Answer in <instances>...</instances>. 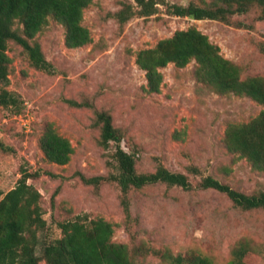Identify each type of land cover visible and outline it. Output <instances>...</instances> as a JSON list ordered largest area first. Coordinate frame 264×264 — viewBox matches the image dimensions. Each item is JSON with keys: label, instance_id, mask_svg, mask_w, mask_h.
<instances>
[{"label": "rangeland", "instance_id": "1", "mask_svg": "<svg viewBox=\"0 0 264 264\" xmlns=\"http://www.w3.org/2000/svg\"><path fill=\"white\" fill-rule=\"evenodd\" d=\"M166 1L188 5L209 0ZM122 2L136 4L135 0H93L83 20L92 42L78 48L66 46L64 27L51 19L37 36L51 63L46 69L35 68L20 45L8 43L12 61L7 88L16 94L19 105L0 106V144L7 147L0 145V191L5 194L16 187L22 168L39 173L28 180L43 195L47 221L38 234V255L43 241L62 237L61 222L80 215L87 222L110 221L114 241L141 246L138 264H180L175 257L191 259L198 253L216 264H227L235 246L245 239L255 248L246 260L264 264V210H244L225 193L199 186L203 177L211 175L247 194L264 191V171L230 152L224 141L229 124L249 122L263 106L198 82L195 60L182 68L174 63L161 68L160 91L148 92L146 71L136 63L139 50L154 47L177 30L196 27L225 58L241 67L242 77L264 76V20H258L259 8L226 23L171 15L160 4L157 14L135 16L120 25L112 14ZM70 99L91 106H73ZM95 110L112 114L124 134L121 145L136 154L139 172L154 171L162 164L186 173L192 187L157 183L133 189L126 212L115 182L98 188L85 184L82 174L115 172L111 165L115 145L106 149L99 144ZM47 122L74 147L67 164L45 159L39 138ZM181 264L192 263L187 259Z\"/></svg>", "mask_w": 264, "mask_h": 264}, {"label": "trees", "instance_id": "2", "mask_svg": "<svg viewBox=\"0 0 264 264\" xmlns=\"http://www.w3.org/2000/svg\"><path fill=\"white\" fill-rule=\"evenodd\" d=\"M122 2V7L112 15L120 25L135 16L149 17L157 14L160 4L166 5L171 15L187 16L198 20L211 19L226 23L236 15H244L259 8L258 20H264V0H209L188 5L171 4L166 0H135ZM93 0H0V106H18L15 93L7 86L10 82L8 43L14 41L27 53L30 63L37 69L51 65L37 36L53 19L65 30V44L78 48L92 42L90 29L84 25V11ZM195 60V77L198 82L209 86L220 94L235 93L247 96L263 108L261 112L245 123H231L226 129L225 146L232 153L247 158L253 168L264 171V76L242 77V69L225 58L220 47L207 34L196 27L177 30L173 36L160 40L154 47L137 52L136 63L146 71L148 92H159L163 82L161 68L170 63L185 67ZM73 106H91L89 102L68 100ZM19 112V111H18ZM95 125L99 127L98 142L104 148L115 145L111 165L115 172L104 175H81L87 185L98 188L106 182H115L123 193L124 209L129 212L128 193L148 185L165 183L169 186L192 187L189 176L172 171L159 164L154 171L139 172L137 157L121 145L124 134L113 123V116L106 110H95ZM2 148H7L0 144ZM39 145L45 159L58 165L67 164L74 153L69 138L60 134L53 123L47 122L39 138ZM22 176L16 187L3 193L0 191V264H138L141 246L132 248L129 244L113 240L114 226L104 219L89 222L77 215L74 219L61 222L62 237L43 241L42 254L38 255L39 231L45 229L42 193L31 183L38 172L30 173L22 168ZM203 189H215L225 193L235 206L244 210L263 209L264 191L247 194L241 192L214 176H206L199 182ZM251 241H239L227 264H250L247 255L254 251ZM192 264H216L206 255L195 254ZM179 255L180 264L187 260ZM45 261V263H42Z\"/></svg>", "mask_w": 264, "mask_h": 264}]
</instances>
